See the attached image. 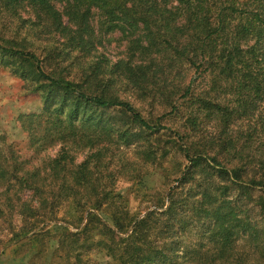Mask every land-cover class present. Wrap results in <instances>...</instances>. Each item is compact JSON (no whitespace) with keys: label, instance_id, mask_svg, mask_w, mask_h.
Returning a JSON list of instances; mask_svg holds the SVG:
<instances>
[{"label":"trees","instance_id":"obj_1","mask_svg":"<svg viewBox=\"0 0 264 264\" xmlns=\"http://www.w3.org/2000/svg\"><path fill=\"white\" fill-rule=\"evenodd\" d=\"M114 33L125 53L110 60ZM0 67L42 102L19 115L35 157L0 136V218L23 220L10 243L38 258L56 234L57 264H248L246 246L264 264V0H0ZM128 90L179 129L162 133ZM119 146L163 184L135 162L110 169Z\"/></svg>","mask_w":264,"mask_h":264},{"label":"rangeland","instance_id":"obj_2","mask_svg":"<svg viewBox=\"0 0 264 264\" xmlns=\"http://www.w3.org/2000/svg\"><path fill=\"white\" fill-rule=\"evenodd\" d=\"M244 1V0H239ZM28 11V10H27ZM23 13V12H22ZM26 13H23L21 16L26 17ZM3 19H6L5 16H2ZM94 19V18H93ZM95 21V19H94ZM18 27V22L13 21L9 23V28L5 29L8 34H13L14 30ZM26 29L24 32L26 33ZM31 34V33H30ZM23 35V34H22ZM31 37V35H29ZM54 35H43L42 38H38L35 41V46L41 51L42 48L47 47V45H54L55 38ZM125 44L124 42L119 41V34L114 33L111 35L110 43H106L104 48H99L104 52L110 60H114L120 56L121 53H125ZM120 98L137 108L140 113L146 118H163L160 122L167 129H162V133L169 135V129L177 130L179 129V124L175 118L167 116V111L164 109V105L155 103L150 105L148 101L142 99H135L136 96L132 91L124 92L120 94ZM42 102L40 97L33 93L28 85L25 84L22 80L17 77L11 76L7 69L0 67V136L4 138V146L12 145V147L18 150L23 158L31 159L34 156L33 152L29 149L28 140L29 134L28 131H24L19 123V115L21 114H30L34 112H39L41 110ZM165 114L164 117H162ZM179 121V120H178ZM180 122V121H179ZM46 155L54 157L58 151V147L47 150ZM37 157V156H36ZM82 155L77 156L76 162L82 160ZM112 164L110 169L119 167L127 162H135L141 167V172H144L146 169L149 173L147 174L146 183L149 186V189L158 188L163 184V175L162 171L159 168H147L140 164L139 159L137 158V152L134 150V147L126 148L124 146H119V150H114L112 154ZM179 162H184V160L177 158ZM132 182L125 180H119L115 184V191L125 196L129 201L131 210H145L147 207L141 201L135 199V193L133 187H131ZM65 209H61L58 213V219L61 220V217L65 214ZM59 225H62V222H57ZM54 224V223H53ZM12 229H11V227ZM6 222L4 218H0V264H57L59 261L53 260L50 261V256L52 250L55 248V241L53 240L56 236H49L47 238V243L43 249L42 256L36 258V253L32 252L28 254L23 252L25 246L19 248L18 245H15V242L10 243L12 236L17 233V231L23 226V220L14 215L11 223ZM46 224H42L39 228H42ZM71 227V226H67ZM74 230V229H72ZM35 232V231H34ZM33 233V232H32ZM31 235V234H30ZM28 236V235H27ZM241 254L248 255V264H262L263 260L260 259V256L255 253V250L248 248L247 246L241 247L238 249ZM23 252V253H22ZM93 259L98 264H107L111 261L110 258L106 257L103 254H95ZM52 260V259H51ZM235 264H240L235 262Z\"/></svg>","mask_w":264,"mask_h":264}]
</instances>
